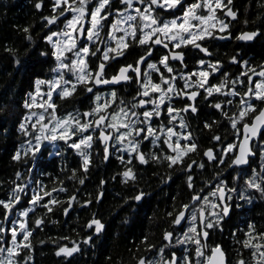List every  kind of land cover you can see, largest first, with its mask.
Here are the masks:
<instances>
[{
	"label": "snow or ice",
	"instance_id": "1",
	"mask_svg": "<svg viewBox=\"0 0 264 264\" xmlns=\"http://www.w3.org/2000/svg\"><path fill=\"white\" fill-rule=\"evenodd\" d=\"M48 7L49 14L43 15ZM34 8L41 11V27L47 29L41 37L44 47H35L31 26H26L24 52L35 47L48 72L36 75L23 101L26 111L18 128L25 139L11 156L23 171L14 172L0 197V264H28L32 259L30 238L47 227L46 216H36L37 210L54 215L59 208L68 217L77 206L87 211L102 203L104 179L94 194L75 186H85L94 147L104 162L113 157L119 161V182L133 188L125 203L141 202L147 195L137 187L138 165L163 164L184 173L187 201L166 211L171 228L163 231L161 246L142 237L140 243L151 255L138 256L137 264H230L221 244L209 247V239L240 214L238 209L249 210L239 201L252 204L256 194L264 200V164L259 171L252 168L255 156L264 160V143L258 151L254 147L264 141V64L231 55L226 66L215 49L219 41L264 38V20L248 28L244 19L245 27L234 33L233 22L241 21L233 0H35ZM4 51L21 65L17 48L5 46ZM189 52L196 53L191 66ZM233 65L236 73L229 70ZM104 88L108 91L102 93ZM201 101L210 111L201 109ZM62 102L80 107L59 113ZM189 117H203L199 130L211 133V146L201 150ZM214 127L230 129L232 138L213 132ZM190 154L201 159L186 162ZM69 155L75 158L71 168L65 163ZM57 158L61 166L53 180L48 169L55 173ZM209 167L215 169L210 180L198 183ZM37 169L52 187L37 178ZM159 179L167 183L172 175ZM83 227L88 230L84 244L105 231L95 213ZM246 227L245 238L237 243L248 250L252 264H264V228L247 222ZM52 243L55 255L65 259L81 251L69 236ZM175 245L181 246L179 255ZM237 255L236 264H248L242 252Z\"/></svg>",
	"mask_w": 264,
	"mask_h": 264
},
{
	"label": "trees",
	"instance_id": "2",
	"mask_svg": "<svg viewBox=\"0 0 264 264\" xmlns=\"http://www.w3.org/2000/svg\"><path fill=\"white\" fill-rule=\"evenodd\" d=\"M47 2L48 0H45V4ZM233 2L235 8L239 9L241 21L239 23L233 22L231 30L234 33L245 27L242 23L244 19L249 21L248 28L256 27L264 20V0H233ZM34 3L35 0H0V105H6V108L0 110V197L8 190L14 178V172L23 171L21 164H17L11 159L13 152L19 149L25 139L18 128V123L26 111L23 108V101L28 98V93L32 91L30 84L36 75L41 72H48L47 67H42L39 64L35 54V47H44L41 37L47 29L41 27L43 23L41 11L34 8ZM50 10V7L45 8L43 15H48ZM26 26H31L35 40V47L27 55L24 52L26 42L23 40L24 33L22 32V28ZM5 46L19 50L21 65L17 66L12 63L4 51ZM215 51L224 60L226 66H228V58L231 55L243 57V60L252 65L264 64V38H256L250 42L235 39L225 42L219 41ZM188 55L189 66H191V57L196 53L189 52ZM229 70L232 73L237 72L234 65L230 66ZM105 91L108 89H102V93ZM73 107L78 108L80 105L62 102L58 112L71 111ZM200 107L204 111H210V109L204 108L203 101H201ZM202 119L203 117L200 119L189 117L191 130L194 136L199 138L201 150L206 146H211L207 141V136L211 133H208L207 130L204 132L199 130ZM212 131L218 132L226 139L232 138L230 129L214 127ZM262 143L264 141L258 140L254 145L257 151ZM51 159V156L47 157V160ZM92 159L93 163L85 186H80L78 183L75 186L86 187L87 192L94 194L98 188L99 180L104 179L106 183L103 189L106 191L102 203L92 206L87 211L82 210L81 213H77L78 217H73L71 214L66 221H63V215L59 213L56 216L59 223L53 224L50 221L47 222V227H44L43 230H35L30 238L32 259L28 261V264H72L64 262L63 256L55 255L56 245L52 243V239L62 235L69 236L71 239L73 236L85 238L87 234L84 232L83 225L93 213L106 224L105 234L102 241L98 239L94 247L89 248L85 255H81V257H86L87 261L77 264H133L138 256L151 255V253L144 251V245L140 243L143 236H147L150 243L158 247L161 246L163 231L171 228L168 223L169 218L165 214L166 211H171L173 204L178 205L188 199L182 169L180 167L167 169L163 164L151 162L149 165H138L137 187L145 191L147 195L138 204L131 200L125 203V198L132 194L133 188L130 184L119 182L120 178L117 176L121 170L119 161L113 157L110 162H104L101 156L96 154L95 147ZM189 159L199 161L201 157L190 154L189 157L185 158V161L187 162ZM65 163L71 168L75 163V158L69 155ZM262 164H264V160L257 155L253 160L252 168L259 171ZM60 166L61 160L57 158L55 173H53L52 167H49L48 172L53 174V180H55L56 173H59ZM228 171L225 169L224 174L227 175ZM36 172L38 179H43L49 187H52V182L49 181L46 174L41 175L39 169ZM168 172L171 173L172 180L167 183L162 182L159 176ZM214 172L215 169L209 167L208 171L198 177V183L210 180ZM67 175V172L60 173L61 179ZM79 175L78 172L77 176ZM113 176H117V179H111ZM65 182L68 183L67 180ZM92 198L94 199V195ZM238 203L243 204V207L249 210L246 212L240 210V214L234 215L231 220H227L223 224V231L218 232V243L226 251L228 245H233L234 248H242V245L237 241L245 238L243 233L248 231L246 222L255 223L257 229L264 228V200L259 198V194H256L252 204H245L243 201ZM42 215V211L37 210L36 216ZM40 241H44V243L41 244ZM58 243L68 244L69 241L58 240Z\"/></svg>",
	"mask_w": 264,
	"mask_h": 264
},
{
	"label": "flooded vegetation",
	"instance_id": "3",
	"mask_svg": "<svg viewBox=\"0 0 264 264\" xmlns=\"http://www.w3.org/2000/svg\"><path fill=\"white\" fill-rule=\"evenodd\" d=\"M220 42H225V41H220ZM136 203L138 204L139 202H136ZM41 211H42L43 215L46 216L47 222H50L52 220H56V216H58V214L60 213L58 208L56 209L54 215L53 214H45L43 212V210H41ZM237 211L239 212L240 209H238ZM81 212H82V210L77 206L75 208V210H73L70 213V215L73 214V217H78L79 215H77V213L79 214ZM68 217H64L63 216V221H66L68 219ZM186 228H187V221H185V229ZM105 229H106V224H105ZM84 232H85V234H88V230L86 228H84ZM218 232L220 233V231H214V232L211 233V236H210V239H209V247H211L213 243H218L219 242ZM104 234H105V231H103L98 237L97 236H93V242H90L88 244H84L83 243V240H84V238H82L83 236L82 237H77V238L73 236L72 240H75L80 245L81 251L75 253L74 256L71 257V258L65 259L64 257H62V260L64 262H66V263H72V264H77V263H82V262L87 261V258L84 257V256L81 257V255H85L86 252L89 251V248L94 247V245L97 243L98 239H101V241H102V237L104 236ZM186 247H188L191 250L193 246L192 245H187ZM222 248H223V246H222ZM223 250L226 253V259H227L228 262H230V264H236V260L240 258L237 255L238 252H242L243 253V259L246 260L248 262V264H252V260H251L249 254H248V250L247 249L236 248V247L234 248L233 245H230V246L228 245L227 251L224 248H223ZM175 251L176 252L178 251L179 254H180L181 246L175 245ZM165 252L167 253V249L165 250ZM178 252H177V254H178ZM165 258H166V256H165ZM136 261L133 264H137Z\"/></svg>",
	"mask_w": 264,
	"mask_h": 264
},
{
	"label": "water",
	"instance_id": "4",
	"mask_svg": "<svg viewBox=\"0 0 264 264\" xmlns=\"http://www.w3.org/2000/svg\"><path fill=\"white\" fill-rule=\"evenodd\" d=\"M255 158V157H254ZM72 212V211H71ZM226 261H227V259H226Z\"/></svg>",
	"mask_w": 264,
	"mask_h": 264
},
{
	"label": "rangeland",
	"instance_id": "5",
	"mask_svg": "<svg viewBox=\"0 0 264 264\" xmlns=\"http://www.w3.org/2000/svg\"><path fill=\"white\" fill-rule=\"evenodd\" d=\"M106 92V91H105Z\"/></svg>",
	"mask_w": 264,
	"mask_h": 264
}]
</instances>
